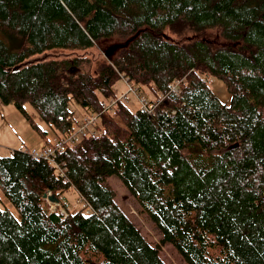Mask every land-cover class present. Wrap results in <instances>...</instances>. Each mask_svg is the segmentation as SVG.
<instances>
[{
    "label": "trees",
    "instance_id": "trees-1",
    "mask_svg": "<svg viewBox=\"0 0 264 264\" xmlns=\"http://www.w3.org/2000/svg\"><path fill=\"white\" fill-rule=\"evenodd\" d=\"M0 31L24 39L16 50L0 41V100L35 130L47 133L27 103L58 139L76 130L72 101L99 114L55 162L0 155L15 210L0 206V264H169L165 244L186 264H264V0H0ZM111 38L120 44L105 57ZM47 50L63 53L29 61ZM120 75L160 96L153 112L104 110ZM112 174L160 243L118 204ZM71 189L84 206L70 207Z\"/></svg>",
    "mask_w": 264,
    "mask_h": 264
},
{
    "label": "rangeland",
    "instance_id": "rangeland-1",
    "mask_svg": "<svg viewBox=\"0 0 264 264\" xmlns=\"http://www.w3.org/2000/svg\"><path fill=\"white\" fill-rule=\"evenodd\" d=\"M0 41L6 45L9 50H16L21 47L24 42V39L20 36L10 37L0 31ZM120 41L117 38L104 39L100 42L102 49L100 50L105 57L106 49L112 47L111 54L109 57H113L118 47L115 45H119ZM63 53L62 50H47L42 53H39L35 56L29 58V61L40 59V58H48L55 55H60ZM209 77V76H206ZM211 77V76H210ZM213 78V77H212ZM215 94L220 97L223 101H228L230 99V94L227 91L225 83L220 79L213 78V84L211 85ZM116 92V96L112 98H117L120 94L127 91V85L122 80L119 79L116 81L113 86ZM145 93L148 98L156 101L158 97L152 90H149L147 87L144 88ZM162 95V94H161ZM106 101H109L110 99ZM121 102V101H119ZM127 106L135 111L139 109V102L136 96L131 95L129 101L126 102ZM117 105V104H116ZM112 108V112H115V106ZM26 109L30 116L44 129L47 131L45 135H41L34 127L28 122L26 116L13 104V103H4L0 100V155L6 156L10 155L14 149H26L34 146H40L47 141H54V139H58L57 135L59 132L55 130L49 123H47L39 114V112L34 108L33 105L27 103ZM70 107L74 110V122L79 125L83 119L86 117L89 112H85L84 109L76 102L72 101ZM99 122L97 120L96 124ZM113 187L116 189L117 197L116 200L118 204L129 214L132 219L136 223V225L140 228L141 232L151 241L161 242L162 233L155 225V223L140 212V207L137 201L132 197L127 187L120 181L119 177L116 174H112L109 176L107 180ZM0 194L3 196V200H0V206L5 207L7 205L11 210H14L13 205L6 199L2 191L0 190ZM66 197L68 199L69 205L72 208L84 206L83 201H80V196L78 192L74 189H71L66 192ZM58 204V202H57ZM53 206H56V203H53ZM163 255L166 261L169 264H186V262L177 254V252L170 245L162 246Z\"/></svg>",
    "mask_w": 264,
    "mask_h": 264
},
{
    "label": "built area",
    "instance_id": "built-area-1",
    "mask_svg": "<svg viewBox=\"0 0 264 264\" xmlns=\"http://www.w3.org/2000/svg\"><path fill=\"white\" fill-rule=\"evenodd\" d=\"M123 81L127 85V91L120 94L117 98H112L109 101L103 102L104 110H111L114 105H116L119 101L126 102L130 100L131 95L136 96L138 99L140 109L151 113L155 110V108L158 106V101L160 98H158L156 101H153L149 99L145 94L138 91L136 87H134L131 83H129L128 79L121 75ZM206 81L209 84L213 83L212 77H206ZM182 83V80L175 81L170 84L169 91L170 92H178L180 84ZM164 96L163 94L161 97ZM99 119V114L96 113H90L86 117L82 119L79 125H76V130L70 133L69 135H66L50 144H42L40 146H34L31 148H26L22 151L25 153L30 154L32 157H34L37 160L43 159L47 160L49 162H55V156L58 152H62L66 150L68 146H71L72 144L78 143L83 136L94 133V126ZM44 199L48 202L50 210L56 211L60 209L62 212H64L61 204L57 200V198L53 195L52 192L48 191L44 195ZM58 202V204H57ZM53 203H56V206H53Z\"/></svg>",
    "mask_w": 264,
    "mask_h": 264
},
{
    "label": "crops",
    "instance_id": "crops-1",
    "mask_svg": "<svg viewBox=\"0 0 264 264\" xmlns=\"http://www.w3.org/2000/svg\"><path fill=\"white\" fill-rule=\"evenodd\" d=\"M147 88H148V87H147ZM148 89H149V88H148ZM149 90H150V89H149ZM145 94H146V93H145ZM146 95H147V94H146ZM155 95H156V94H155ZM59 136H60V135L58 134V135H57V138H59ZM54 140H56V139H54ZM52 141H53V140H52ZM52 141H51V142H52ZM45 143H47V142H45ZM0 199L3 200V196H2L1 194H0ZM3 202H4V200H3ZM4 203H5V202H4Z\"/></svg>",
    "mask_w": 264,
    "mask_h": 264
},
{
    "label": "water",
    "instance_id": "water-1",
    "mask_svg": "<svg viewBox=\"0 0 264 264\" xmlns=\"http://www.w3.org/2000/svg\"><path fill=\"white\" fill-rule=\"evenodd\" d=\"M108 54H109V51L106 52V55H108Z\"/></svg>",
    "mask_w": 264,
    "mask_h": 264
}]
</instances>
